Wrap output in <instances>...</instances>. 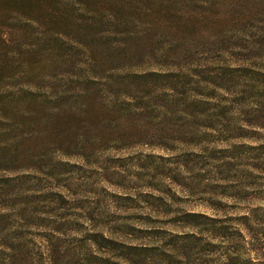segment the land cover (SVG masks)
<instances>
[{"label":"rangeland","instance_id":"374dc122","mask_svg":"<svg viewBox=\"0 0 264 264\" xmlns=\"http://www.w3.org/2000/svg\"><path fill=\"white\" fill-rule=\"evenodd\" d=\"M147 4L139 33L108 36L125 44L114 57L100 38L93 61L98 28L52 43L0 25V101L28 86L49 109L72 79L125 81L81 126L23 141L24 164V104L4 103L22 124L0 130V264H264V7Z\"/></svg>","mask_w":264,"mask_h":264},{"label":"trees","instance_id":"16d2710c","mask_svg":"<svg viewBox=\"0 0 264 264\" xmlns=\"http://www.w3.org/2000/svg\"><path fill=\"white\" fill-rule=\"evenodd\" d=\"M149 0H0V25L5 26V22L12 21L16 32L22 29L33 26L36 30L45 32L43 37L49 36L47 42L57 41L59 37H63L62 31H73L83 23L86 28L95 29L96 35H93L91 44L87 48L89 52L88 57L93 61V49H98L102 43L100 38L104 39L110 46L109 52L114 57L120 51L118 46H124V42H107L108 36H129V34L139 33L141 29L140 24L137 23L139 18L144 16H151L154 14V9H148L147 3ZM238 3V2H237ZM236 6V5H235ZM245 10L250 7L257 8L264 7V0H243ZM236 9V8H235ZM162 9H160L161 11ZM127 11L128 15L122 20L120 12ZM137 13H136V12ZM7 14H11L9 17ZM135 15L132 20L129 15ZM83 16H87L82 20ZM131 16V15H130ZM145 18V17H144ZM103 29L100 26H103ZM121 26V27H120ZM128 31L123 34L121 30ZM264 30V29H262ZM261 33V32H259ZM42 34V33H41ZM264 35V33H261ZM122 43V44H120ZM122 50V49H121ZM91 61V62H92ZM90 67V66H88ZM87 67V68H88ZM83 73L87 69L82 68ZM96 79H72L66 82L68 90L61 93H55L51 98L53 104H48L46 107L45 101L37 102L33 93L29 92L30 87L22 86L16 87L11 94L5 96L0 103V130L3 132L21 130L22 123L15 121L12 118L4 117L3 107L4 103L8 102L16 104L22 101L23 109L19 113L20 119L28 120V132L20 133L18 141L12 151L10 162L17 164H24L29 160V147L23 141H32L44 137L50 133L65 134V131L70 132L75 128L78 122L75 117L86 116L97 109L102 108L100 102L95 105L97 95L101 93L107 94V91H112L115 87H122L124 79L112 80L106 79L104 83H98ZM59 101V102H58ZM16 108V106H15ZM15 110V109H12ZM19 112V108L17 109ZM109 113V111H108ZM107 113V114H108ZM75 124V125H74ZM81 126L79 123L77 126ZM61 140L60 147L63 150H68L71 146L76 145L75 139L71 141ZM25 145V146H24ZM1 196V195H0ZM190 217H195V214H187ZM210 221H222L221 219L208 218ZM238 220H248L246 216L237 217ZM222 223V222H220Z\"/></svg>","mask_w":264,"mask_h":264}]
</instances>
